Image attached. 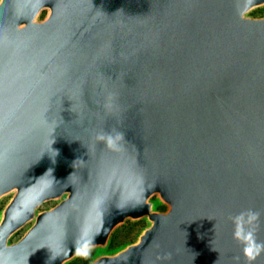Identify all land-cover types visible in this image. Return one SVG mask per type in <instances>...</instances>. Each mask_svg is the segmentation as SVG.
Here are the masks:
<instances>
[{"label":"water","instance_id":"1","mask_svg":"<svg viewBox=\"0 0 264 264\" xmlns=\"http://www.w3.org/2000/svg\"><path fill=\"white\" fill-rule=\"evenodd\" d=\"M263 8L0 0V264H247L229 217L259 211L264 241Z\"/></svg>","mask_w":264,"mask_h":264},{"label":"clouds","instance_id":"2","mask_svg":"<svg viewBox=\"0 0 264 264\" xmlns=\"http://www.w3.org/2000/svg\"><path fill=\"white\" fill-rule=\"evenodd\" d=\"M99 140H106L110 147L115 146L117 140L120 139V134L117 133L115 138L111 135L101 134ZM261 213L254 209H245L238 214L229 217L234 225L233 238L242 245V254L247 264H255V262L264 255V241L258 239L257 233L260 228ZM78 255L87 257L88 251L81 252L78 250ZM165 259H170L171 254H167ZM236 264H239V257H235Z\"/></svg>","mask_w":264,"mask_h":264},{"label":"rangeland","instance_id":"3","mask_svg":"<svg viewBox=\"0 0 264 264\" xmlns=\"http://www.w3.org/2000/svg\"><path fill=\"white\" fill-rule=\"evenodd\" d=\"M254 17L264 16V8L255 11L252 14ZM51 204L46 205L43 209L49 208ZM146 223L144 221L138 223H126L123 227L119 228L112 236L111 248L119 247L128 243H131L136 240L137 236L141 230L145 227ZM87 257L80 255L78 259L71 264H87L91 259L93 252Z\"/></svg>","mask_w":264,"mask_h":264},{"label":"trees","instance_id":"4","mask_svg":"<svg viewBox=\"0 0 264 264\" xmlns=\"http://www.w3.org/2000/svg\"><path fill=\"white\" fill-rule=\"evenodd\" d=\"M159 209H161V208H159ZM77 259H78V258H77ZM77 259H76V260H77ZM76 260H75V261H76Z\"/></svg>","mask_w":264,"mask_h":264}]
</instances>
